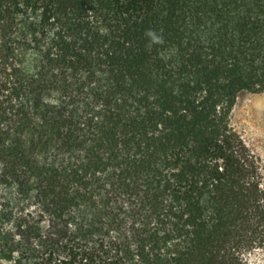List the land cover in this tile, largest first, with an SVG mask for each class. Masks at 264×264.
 <instances>
[{"label":"trees","instance_id":"1","mask_svg":"<svg viewBox=\"0 0 264 264\" xmlns=\"http://www.w3.org/2000/svg\"><path fill=\"white\" fill-rule=\"evenodd\" d=\"M264 0H0V256L250 264Z\"/></svg>","mask_w":264,"mask_h":264},{"label":"rangeland","instance_id":"2","mask_svg":"<svg viewBox=\"0 0 264 264\" xmlns=\"http://www.w3.org/2000/svg\"><path fill=\"white\" fill-rule=\"evenodd\" d=\"M234 128L241 134L247 146L258 158L264 185V94L243 92L238 96L231 115ZM250 264H264V251H256L249 257ZM0 264H14L0 256Z\"/></svg>","mask_w":264,"mask_h":264}]
</instances>
